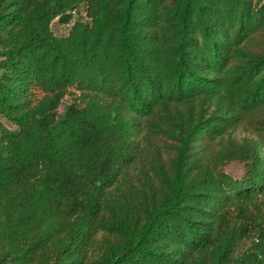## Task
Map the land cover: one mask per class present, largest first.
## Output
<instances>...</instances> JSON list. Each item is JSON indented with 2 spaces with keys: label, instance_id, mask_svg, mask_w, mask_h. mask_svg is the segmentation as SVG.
Wrapping results in <instances>:
<instances>
[{
  "label": "trees",
  "instance_id": "trees-1",
  "mask_svg": "<svg viewBox=\"0 0 264 264\" xmlns=\"http://www.w3.org/2000/svg\"><path fill=\"white\" fill-rule=\"evenodd\" d=\"M0 264H264V0H0Z\"/></svg>",
  "mask_w": 264,
  "mask_h": 264
},
{
  "label": "rangeland",
  "instance_id": "rangeland-1",
  "mask_svg": "<svg viewBox=\"0 0 264 264\" xmlns=\"http://www.w3.org/2000/svg\"><path fill=\"white\" fill-rule=\"evenodd\" d=\"M69 25H60L57 22H53L52 24V31L57 37H63L66 36L68 30H69ZM70 102V97L67 96L61 103V105L58 108V113L62 114L63 112V107ZM3 124L6 126H9L6 122L2 121ZM226 172L230 174L231 176L238 178L242 174V169L239 165H230L227 169Z\"/></svg>",
  "mask_w": 264,
  "mask_h": 264
}]
</instances>
